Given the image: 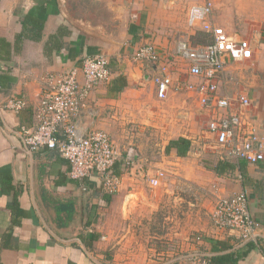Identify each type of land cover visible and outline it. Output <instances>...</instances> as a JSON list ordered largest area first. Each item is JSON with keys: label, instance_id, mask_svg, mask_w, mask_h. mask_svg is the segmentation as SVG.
<instances>
[{"label": "crops", "instance_id": "0c3cea01", "mask_svg": "<svg viewBox=\"0 0 264 264\" xmlns=\"http://www.w3.org/2000/svg\"><path fill=\"white\" fill-rule=\"evenodd\" d=\"M205 1L212 3L210 19L216 26L235 37L239 27L241 38L252 45L250 59L229 60L219 89L246 92L250 100L246 116L264 143V0H0V38L11 45L10 59L0 60V264H108L101 253L102 234L94 227L112 195L103 193L94 177L70 180L67 161L55 151L40 149L27 154L18 130L36 127L35 113L47 74L77 68L82 82L84 59L103 54L115 72L112 79L123 75L126 87L117 95L108 93L109 84L92 92L84 123L106 132L120 147L124 153L120 164L134 160L130 159L133 148L140 152L148 148L153 153L157 145L165 146L172 139L187 138L191 143L195 139L173 122L189 113L175 108L188 102L183 100L186 96L197 103L200 114L210 119V113L200 108L193 92L171 89L160 99L152 81L159 66L134 61L133 54L152 44L160 62L170 67L171 41L188 31L190 7ZM28 16L43 22L36 40V33L24 27ZM191 30L197 39L193 45H200L198 34L204 33L200 27ZM181 62L185 77L177 80L199 85L200 78L190 76L187 63ZM11 97L25 100L20 112L3 108ZM204 136L197 132L196 139ZM209 150L219 156L216 164L225 158ZM190 151L184 158L173 151L166 154L170 176L178 174L179 164L185 171L191 159L206 154V149L195 154ZM233 163L237 167L221 175L211 169L209 186L214 189L212 194L224 198L247 192L258 243L247 250L251 242L239 241L211 225L203 230L198 246L209 260L229 256L234 264H264V160L256 165ZM187 174L185 180L191 182L193 173ZM96 235L98 239L91 241ZM210 240L223 243L225 249L212 252Z\"/></svg>", "mask_w": 264, "mask_h": 264}, {"label": "built area", "instance_id": "2783aa9c", "mask_svg": "<svg viewBox=\"0 0 264 264\" xmlns=\"http://www.w3.org/2000/svg\"><path fill=\"white\" fill-rule=\"evenodd\" d=\"M211 12L212 3L205 1L191 6L187 15L188 28L200 27L209 41L193 45L181 39L176 45L177 56L187 63L190 76L200 78L199 85L174 82L169 65L160 62L152 44L137 49L133 60L159 66L152 81L160 99H165L171 89L174 92H193L200 108L210 113L206 134L201 137L205 143L193 140L191 150L197 148L203 151L209 144V148L216 149L215 152L225 155V158L256 165L264 160V143L245 113L249 97L245 91L219 89V81L224 78L229 60L250 59L253 48L249 41L216 26L210 19ZM108 65V59L103 54L87 57L81 67L82 82L77 68L47 74L35 113L37 125L34 129L20 127L18 136L23 150L29 155L40 149L57 152L68 163L70 180L83 181L94 177L103 193L114 194L121 185V178L116 176L114 169L116 163L122 160V155L106 132L84 123L91 93L111 81L112 73ZM25 104L23 98L11 97L3 108L18 113ZM165 175L164 168H154L147 180L150 187H159ZM213 217L217 229L227 231L239 241L258 243L259 233L249 211L246 191L229 198H219ZM165 264H210V261L208 254L193 252L167 260Z\"/></svg>", "mask_w": 264, "mask_h": 264}, {"label": "rangeland", "instance_id": "374dc122", "mask_svg": "<svg viewBox=\"0 0 264 264\" xmlns=\"http://www.w3.org/2000/svg\"><path fill=\"white\" fill-rule=\"evenodd\" d=\"M192 31L188 29L171 41V55L168 58L173 63L169 67L173 71V81L183 80L185 77L183 63L176 54V44L181 39L195 42L193 39L196 35H191ZM240 31L239 27L234 31L239 34V38ZM243 66L240 69L244 73ZM183 100L188 102L175 110L188 112L189 116L184 119L174 117L173 122L181 124L184 134L191 139L205 143L201 137L196 139V134L199 132L200 135H205L208 117L198 112L197 103L193 99L189 100L185 96ZM167 145H157L153 153L148 148L143 152L133 148L130 159L134 160L120 164L119 174L116 173L121 178L120 189L111 194L115 196H111L108 205L103 207L94 227V231L98 230L102 234L101 242L104 245L101 253L107 256L108 264H163L180 255L203 252L198 246L199 239L203 236V230L215 225L213 211L218 199L224 198L212 194L214 189L209 186L212 184L211 169L219 156L206 148L203 158L191 159L187 170L184 168L185 171L179 164L176 166L179 168L176 171L178 174L170 176L172 173L168 166L171 163L168 165L165 161ZM118 149L122 153L120 147ZM191 151L198 153L197 148ZM138 159L140 161L136 163ZM160 167L164 168L166 175L159 187L152 188L147 180L153 169ZM187 171L193 173L190 174L193 179L191 182L185 180Z\"/></svg>", "mask_w": 264, "mask_h": 264}, {"label": "trees", "instance_id": "16d2710c", "mask_svg": "<svg viewBox=\"0 0 264 264\" xmlns=\"http://www.w3.org/2000/svg\"><path fill=\"white\" fill-rule=\"evenodd\" d=\"M24 27L30 28L35 32L36 34L33 36V38L36 40L40 32L43 29V22L39 21L35 18L32 17H26L24 19ZM201 35V36H200ZM199 38V44H203L206 41H209L210 39L205 36L204 34H198ZM195 42L197 39H193ZM193 44V42H191ZM11 55V45L6 42L4 39L0 38V60L3 61H8L10 59ZM110 71H112L110 65H108ZM126 87V78L123 75H117L115 76L107 86V91L109 94H119L122 92V90ZM173 151L176 155V157L184 158L187 156V153L190 151V141L184 138H177L171 140L167 147H166V154L170 153ZM119 167H120V162L116 163L114 172L119 174ZM237 165L233 163V160L229 158H223L218 161V163L212 168L213 172L221 175L226 171H231L234 168H236ZM239 168V165H238ZM241 168V167H240ZM98 239V236H93L91 238V241H94ZM210 243L212 244V252L218 251V250H223L225 249V246L221 242H216V241H211ZM255 247L254 243H249L247 245V250H252ZM262 253L264 254V247L261 249ZM210 264H234V262H231V258L229 256H214L210 258Z\"/></svg>", "mask_w": 264, "mask_h": 264}]
</instances>
